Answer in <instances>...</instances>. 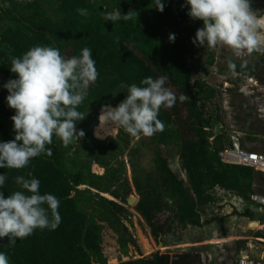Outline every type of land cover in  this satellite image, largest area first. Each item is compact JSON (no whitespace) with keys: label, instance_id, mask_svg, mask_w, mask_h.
I'll return each mask as SVG.
<instances>
[{"label":"trees","instance_id":"obj_1","mask_svg":"<svg viewBox=\"0 0 264 264\" xmlns=\"http://www.w3.org/2000/svg\"><path fill=\"white\" fill-rule=\"evenodd\" d=\"M161 2L163 12L156 8L155 0H0V76L6 82L17 78L10 71L11 58L37 45L57 48L66 58L79 56L81 49L88 47L99 73L78 108L87 113L76 122L77 129L85 133L83 138L65 147L54 136L52 144L46 146L51 155L41 154L23 169L0 168V174L6 175L5 185L0 187L5 196L19 190L16 176L36 178L41 194L51 193L59 199L62 218L55 230L36 229L27 238L17 239L14 246L7 238H0V252L6 253L8 264H108L102 247L105 230L122 253L127 244H134L121 222L127 216L123 204L131 189L137 196L133 209L154 239L169 232L174 222L192 227L213 222L212 216L202 219L200 210L215 201L216 191L250 201L258 188L264 196L259 188L264 184V173L220 161L217 150L233 148V142L226 130L212 132L211 122L199 107L200 101L209 102L214 96L212 86L193 78L189 64L197 52L211 62L210 50L192 42L203 21L187 15L186 0ZM79 8L87 9L90 15L81 16ZM113 10L122 15L132 10L138 17L105 21L101 13ZM170 34H174V42L169 40ZM232 62L238 75L228 68L229 83H240L257 68L251 63ZM160 76L167 77L165 86L175 93L177 102L172 108L160 109L158 119L165 128L148 137L153 145V170L143 172L133 161L138 147H128L132 136L120 128L115 136H107L113 135L116 127L101 126L99 115L103 105L116 106L122 101L129 85L143 86L140 82L145 77ZM181 94L189 99L180 102ZM7 96L0 94V142L15 135L11 120L15 110L8 106ZM170 144L178 146L184 179L171 170L160 151V146ZM124 154L130 182L120 159ZM92 163L102 168L101 174L90 170ZM29 172L32 177H28ZM258 208L263 213L257 219L264 223V207ZM237 214L247 216L245 212ZM258 235L261 232H254ZM115 258V264H194L199 260L196 252L159 250L134 259Z\"/></svg>","mask_w":264,"mask_h":264},{"label":"clouds","instance_id":"obj_2","mask_svg":"<svg viewBox=\"0 0 264 264\" xmlns=\"http://www.w3.org/2000/svg\"><path fill=\"white\" fill-rule=\"evenodd\" d=\"M154 5L163 12L161 0H155ZM186 5L191 19L203 21V27L196 30L192 39L194 45L209 50L227 48L236 57L264 51V36L258 32L261 21L251 0H186ZM77 11L81 16L90 15L85 8ZM101 16L105 21L116 22L134 20L138 13L129 10L122 15L113 10L102 12ZM169 40L174 42V34L169 35ZM228 68L235 74V63L229 61ZM10 71L17 78L3 86L9 93L8 106L15 110L11 117L15 135L14 139L0 142V168L23 169L31 159L45 153L51 155L46 146L52 144L54 136L65 147L84 137L76 122L87 113L78 108L99 76L90 48L84 47L79 56L66 58L57 48L33 46L21 56L11 58ZM166 82V76L145 77L140 82L143 86L129 85L126 97L116 106H102L101 126L118 127L132 137L163 132L165 125L158 119L160 109L172 108L177 102ZM188 99L186 94L179 96L180 102ZM27 175L32 177L31 172ZM5 181L6 175L0 174V187ZM14 182L19 190L7 196L0 191V238H7L13 246L17 239L27 238L36 229L55 230L62 219L59 199L51 193L41 194L38 179L18 175ZM0 264H8L6 253L0 252Z\"/></svg>","mask_w":264,"mask_h":264},{"label":"rangeland","instance_id":"obj_3","mask_svg":"<svg viewBox=\"0 0 264 264\" xmlns=\"http://www.w3.org/2000/svg\"><path fill=\"white\" fill-rule=\"evenodd\" d=\"M251 6L261 21L262 26L258 32L264 36V0H251ZM210 58L211 62L207 63L206 55L197 52L191 57L189 64L193 66V78L203 81L214 89V96L211 101L198 103L201 111L212 124V132L217 133L226 130L224 132L227 138L233 142L234 149L244 152L253 151L264 155V87L262 86L264 82V51L246 54L241 61L257 66L252 76L259 83L256 86H251V90L245 88L240 91L239 83L226 81L229 76L228 68H226L227 62L236 61L231 50L227 48L210 50ZM5 83H7L5 79L0 76V94L3 96L9 94L3 86ZM214 106L217 107L216 110H214ZM243 127L247 128L248 131H242L241 128ZM118 130L119 128L116 127V132L107 136H115ZM92 135L95 137L93 130ZM131 145L138 147V152L133 155L135 164L143 172L152 171L153 145L149 138L142 135L130 137L128 147ZM160 151L166 157L171 170L184 179L180 167L178 146L172 144L160 146ZM120 159L125 165V175L130 182L126 154L122 155ZM90 170L97 174L102 173V168L94 163L91 164ZM78 188H82V186ZM259 188L264 190V184ZM215 194V201L200 210L202 219L212 216L215 218L213 222L202 224L200 227L180 226L174 222L170 225L169 232L159 237L161 243L159 247L157 246V239L149 234L147 226L133 209L137 196L131 189V193L126 197V203L123 204L127 216L122 218L121 222L126 227L134 244H127V251L122 253L114 244L112 234L108 229L105 230L102 247L103 253L109 259L108 264H115V257L120 260L134 259L155 250L168 253L196 252L199 260L194 264H237V259L241 255H247L248 258L258 260L261 256L260 251L249 248L245 244L249 238L254 236V232H261V235L264 232V229L258 227L261 222L257 218L263 213L258 208L260 204L251 199L250 201L242 200L231 192L216 191ZM101 195L112 199L104 194ZM254 195L264 197L258 188H256ZM168 212L169 210L165 214L168 215ZM239 212H245L247 216L239 217L237 214ZM165 214H161V216ZM251 221H257L258 225L247 227L246 223ZM255 244L259 245L256 242ZM261 264H264V260Z\"/></svg>","mask_w":264,"mask_h":264},{"label":"built area","instance_id":"obj_4","mask_svg":"<svg viewBox=\"0 0 264 264\" xmlns=\"http://www.w3.org/2000/svg\"><path fill=\"white\" fill-rule=\"evenodd\" d=\"M245 56L236 57L233 55L236 61L239 62H241L245 58ZM235 75L238 74H234V76ZM258 83L259 82L255 78L253 79L252 75L246 76L239 83L240 85L239 90L243 91L245 88H248L247 90H251V86L253 85L256 86L258 85ZM263 83L262 86L264 87ZM217 156L222 162L230 163V164H238L242 166H249L255 171L264 173V155L260 153H256L253 151L244 152L234 148H226V149H218ZM250 199L260 204L261 206L264 205V197H260L252 194L250 195ZM259 226L261 227V229H264V223H261ZM255 242L259 243V245L255 244ZM245 245H247L249 248L259 250L261 256H259L258 260H254V258H248L247 255H241L237 259V264H261L264 260V232L262 233V235L253 236L249 238L246 241Z\"/></svg>","mask_w":264,"mask_h":264},{"label":"water","instance_id":"obj_5","mask_svg":"<svg viewBox=\"0 0 264 264\" xmlns=\"http://www.w3.org/2000/svg\"><path fill=\"white\" fill-rule=\"evenodd\" d=\"M256 224H258L257 221H251V222L247 223V227H250L251 225H256ZM157 246H159V247L161 246L159 238H157Z\"/></svg>","mask_w":264,"mask_h":264},{"label":"crops","instance_id":"obj_6","mask_svg":"<svg viewBox=\"0 0 264 264\" xmlns=\"http://www.w3.org/2000/svg\"><path fill=\"white\" fill-rule=\"evenodd\" d=\"M247 223H248V222H247ZM247 223H246V224H247Z\"/></svg>","mask_w":264,"mask_h":264},{"label":"bare ground","instance_id":"obj_7","mask_svg":"<svg viewBox=\"0 0 264 264\" xmlns=\"http://www.w3.org/2000/svg\"><path fill=\"white\" fill-rule=\"evenodd\" d=\"M258 225V224H257Z\"/></svg>","mask_w":264,"mask_h":264}]
</instances>
